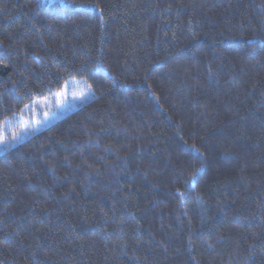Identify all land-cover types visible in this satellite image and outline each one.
<instances>
[{"label": "trees", "instance_id": "1", "mask_svg": "<svg viewBox=\"0 0 264 264\" xmlns=\"http://www.w3.org/2000/svg\"><path fill=\"white\" fill-rule=\"evenodd\" d=\"M0 264H264V0H0Z\"/></svg>", "mask_w": 264, "mask_h": 264}, {"label": "rangeland", "instance_id": "2", "mask_svg": "<svg viewBox=\"0 0 264 264\" xmlns=\"http://www.w3.org/2000/svg\"><path fill=\"white\" fill-rule=\"evenodd\" d=\"M53 1H58V0H45L46 3H50V2H53Z\"/></svg>", "mask_w": 264, "mask_h": 264}]
</instances>
